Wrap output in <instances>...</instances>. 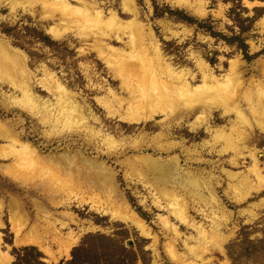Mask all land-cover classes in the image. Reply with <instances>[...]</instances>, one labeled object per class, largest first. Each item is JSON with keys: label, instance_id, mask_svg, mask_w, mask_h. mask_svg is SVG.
<instances>
[{"label": "rangeland", "instance_id": "rangeland-1", "mask_svg": "<svg viewBox=\"0 0 264 264\" xmlns=\"http://www.w3.org/2000/svg\"><path fill=\"white\" fill-rule=\"evenodd\" d=\"M84 1L97 3L103 12L115 13L122 32L134 26L141 28L147 41L158 45L165 62L193 77L194 85L200 84L196 65L200 60L218 82H227L221 91L237 86L243 93L251 85L264 91V2L255 0L262 5L247 7L245 1H254L126 0L124 7L121 0ZM32 3L22 1L14 11L9 5L0 9V57L12 54L11 73L21 69L18 74L7 75L1 69L8 66L7 60H1L0 125L34 148L42 164L30 181L24 175L20 178L22 173L14 171L15 162L3 149L8 143L0 140V255L7 254L9 264H180L181 256L189 262L192 257L183 242L196 235L163 208L172 192L184 199L191 222L205 230L211 229L212 220L217 222L215 226L220 225L218 243L205 244L208 251L196 264H264V133L255 129L246 143L256 151L260 162L262 173L256 178L248 172L252 161L246 150L233 165L235 158L227 140L217 137L210 141L204 127L190 129L198 113H185L181 101L177 108L165 109L155 121L138 126L121 123L109 115L104 103L113 101L112 94L122 100L128 94L105 59L115 62L107 48L128 51L126 34L119 40H103L94 29L86 28L84 38L61 26L68 34L54 40L47 29L61 21L49 22L44 15L47 13ZM97 40L105 47L106 57H97ZM236 73L241 74L239 80ZM135 74L125 75L126 81H135ZM50 76L68 93L64 98L78 105L82 122H63L55 128L41 123L31 103L24 102L12 84L25 83L35 106L46 103L54 107L58 96ZM252 94H242L243 109L254 98ZM114 109L118 110L116 106ZM244 113L253 124L255 116L247 109ZM235 121L231 107L215 106L208 127L228 130ZM159 122L167 128L160 129ZM84 126L98 133L96 137L90 136ZM159 133L161 138H157ZM99 134L116 143L102 142ZM206 142L209 145L202 149ZM181 145L189 150L196 148L201 155L186 157ZM141 155L161 160L170 168L167 173H144L134 166V159ZM174 158L178 168L173 171L170 160ZM229 175L237 177L232 180ZM196 185L202 189V201L188 196ZM157 200L161 206L155 204ZM198 209L213 219H205ZM113 211L134 216L147 232L142 234L120 216L114 219L109 214ZM162 218L177 228L178 238L162 225ZM45 226L53 228L56 237L66 238L70 233L75 237L67 256L55 244V236L42 229ZM14 230H18L16 241ZM26 236L42 239L53 259L27 243ZM172 240L176 258L167 251ZM192 240L189 245H193ZM84 244L87 250L74 253Z\"/></svg>", "mask_w": 264, "mask_h": 264}, {"label": "bare ground", "instance_id": "bare-ground-1", "mask_svg": "<svg viewBox=\"0 0 264 264\" xmlns=\"http://www.w3.org/2000/svg\"><path fill=\"white\" fill-rule=\"evenodd\" d=\"M22 1L33 2L32 4L37 3L40 7V10L47 13L44 15L46 19L49 20V22L54 23V21H61L59 25H52L47 29V32L54 40L64 39L69 33L68 30L71 31L70 29H72V32L76 37L83 36L86 38L87 34L84 30L86 28L88 30L92 28L95 32H97L96 35L100 36V38L103 40H107L110 37H113L115 40H119L122 34H126L128 40L127 52L124 50L107 48V50L114 56L115 62L113 64L109 61V59H105V62L107 63V66L111 68L113 75L120 78L119 80L121 82V86L124 87L128 94V98L122 100L110 92L113 96V101H107L104 103V107L106 108L107 112H109L110 116H115L118 121L123 124H127L129 126H138L141 124H146L149 121H155L154 118L163 114L165 109H175L181 101L183 104L182 110L185 113H189L190 115L198 113L194 119V122L190 125V129L192 131L196 128L204 127L210 141L215 140L217 137L224 140L225 142L227 140V146L232 151L233 157L235 158V160L232 161L233 165H236V160L242 158L244 151L246 150L248 153L247 157H249L252 161V165L248 169V172L252 173L256 178H259L260 173H262V169L259 164L260 162L255 156L256 151L252 149L250 150L246 146V143L248 142L250 134L253 133L255 129H258L260 132L264 133V91L262 87L258 85H251V88L246 89L243 92L244 94H248L250 91H253L252 95L254 98L251 101L249 100L246 102L247 105L245 107V109H247L251 115L255 116L253 117L255 120H253L254 123L252 124L251 120H249L245 115V109L242 108L240 103V98L243 93L237 90V86L221 91L220 88L226 87L227 82H218L208 67L200 60L196 62V65L199 68L200 84H192L195 79L193 80V77L188 76L186 73L175 71L170 64L166 63L164 58L161 56L158 45L155 42H148L146 35L143 30H141V28L134 26L133 28H129L127 32H122V24L120 25L115 13H113L111 10L103 12L101 9H99L97 3L90 5L84 0H74L76 2L75 5L70 4L68 0H0V9L2 6L4 7L9 5L11 11H14L21 6ZM121 1L125 7V2L127 1ZM25 5L26 4H24V6ZM245 5L247 7H252L262 4L255 1H245ZM24 6L22 7L26 8ZM125 25L129 26L130 24L129 22H126ZM61 26L66 27V29L64 28L63 30L67 31V34L62 30ZM97 43L98 44L95 49L97 57H106L103 51L105 47L101 45V40H97ZM4 49L6 50V47H4ZM12 58V54H2L0 57V64L1 60H7L8 66L5 64V67L1 68L4 72H6L5 74L7 75L18 74L21 70L13 69L11 73V69L9 67L13 68ZM130 74L136 75L135 81H126L125 75ZM235 75L236 79L239 80L241 74L236 73ZM49 80L53 81V86L58 96V100L54 107H47L46 103L39 107L35 106L33 104V94L31 93V90L27 88L25 83L22 84L21 82H18L19 84H17L13 81L12 84L14 89H16L22 96L21 99H24V102L28 100V102L31 103L32 106L30 108L33 110L34 115H38L39 121L41 123H48L55 128L60 124L62 125L63 122L65 125H70V122L72 121L82 122L84 118L79 113L78 105L75 102H71L70 99L66 97L64 98V96H67L68 93H66L64 88L57 82V80L53 79V76H50ZM114 106L117 107V111H115L116 109H114ZM215 106L222 109L225 107H231L234 110L236 121L235 124L230 125L228 130L224 128H217L213 130L208 127V121L214 112ZM177 112L179 113V111ZM180 115L181 114H178L177 116L179 117ZM196 123H198L199 126H196ZM157 126H159L160 129L163 126H166L167 128V125L162 122L157 123ZM84 127H87L86 132L90 136L96 137L98 134L94 132L92 128L88 126ZM247 131L249 133H247ZM160 136H162L161 133L157 134V138ZM98 138L106 144L110 143L111 145H114L116 143L114 140L112 141V138L103 136L101 134L98 135ZM0 140L8 143V145H6V147L3 149L5 152L7 151V158L9 157L14 160V171H19V173H22L20 178H22V175L26 176V181H28L29 177L33 178V173L35 174V172L39 171L42 167V164L39 161V157L37 156L34 148L25 142H21L20 136L12 132L8 127H3L2 125H0ZM208 145V142L203 143L202 149L204 146ZM136 147L139 146H134L133 148ZM169 147L171 148V146ZM169 147L168 149H170ZM180 148L183 150L186 157L193 155L194 157H197L201 155L199 152H197L196 148H194V150H189L183 145H181ZM220 152L225 151L220 150ZM134 160V166L137 165L144 173H150L152 175L154 173H167V167L170 168L168 165H163L161 160H155L146 155H141ZM170 162V166L173 171L174 169L178 168L177 158L170 160ZM228 177L229 179L234 180V178L237 176L229 175ZM246 181L248 182V180ZM43 187L44 185H42V188ZM171 193L169 194L170 198L165 200L166 202L163 208H166L167 212L173 218L178 220L179 223L191 227L195 231L196 235V238H192L193 240L190 239L192 240L193 245H189V242H191L189 238L188 241L185 240L183 242L187 250V255L190 256L191 254V261L187 262V258L185 256L178 257V261L180 264H196V262H202L203 254L208 251V246L206 247L205 244L208 245L211 243L214 245L218 243V238L221 235L220 225L218 224L215 226L217 222L214 221L213 223V218L208 217V215L205 214L202 209H198V212L205 219L210 218L212 220L211 229L205 230L202 225H197V223L195 224L194 221L191 222L189 216L186 213L187 211L184 209L186 208L184 199L180 200ZM209 193L210 198L214 203L215 199L213 198V195L210 191ZM188 196L193 198L195 197L199 201H202V189L196 185L195 191L189 192ZM155 204L161 206L159 200H157ZM109 214L113 218L120 216L119 218L126 221L128 220L133 226L136 227V229L140 230L142 234L146 231L143 224L136 220L131 214V216H124L125 214L120 215V213L118 214L116 211H113ZM16 216V214L13 217L11 216L9 221H12V219H14ZM160 221L162 222V225H164L178 238L179 233L175 226L170 225V223L165 218L160 219ZM46 223L47 222L45 221V224ZM64 225L65 224H61L60 226L62 227ZM0 226H2L1 222ZM42 229L47 235L55 236L53 239L55 240V244L58 246L59 250L67 256L74 244L75 237L70 233L66 238H59L56 237L57 235L53 228L50 229L47 227L46 229ZM14 232L16 241L18 230H14ZM35 233H32L34 235L31 236H35ZM29 235L30 234H28V236ZM28 236L25 237V240L29 239L27 238ZM35 238L37 237L35 236ZM173 240L171 245H168L167 251H169L173 258H176L177 254L175 255L176 252H174L175 250L173 246ZM42 241V239L39 241L35 239H29L27 243L32 244L31 246L34 245L45 255L52 257L53 259V255L49 250L50 248H46L45 245L47 244L42 243ZM19 243L17 242V244ZM23 244L28 245L25 243ZM8 258L9 257H7V254L0 255V264H9L10 260Z\"/></svg>", "mask_w": 264, "mask_h": 264}, {"label": "trees", "instance_id": "trees-1", "mask_svg": "<svg viewBox=\"0 0 264 264\" xmlns=\"http://www.w3.org/2000/svg\"><path fill=\"white\" fill-rule=\"evenodd\" d=\"M249 1H255V0H249ZM257 1H260V2H264V0H257ZM88 248L87 247H85V244L84 245H82L81 247H79L78 249H76L75 251H74V253H76V252H78V251H85V250H87Z\"/></svg>", "mask_w": 264, "mask_h": 264}]
</instances>
